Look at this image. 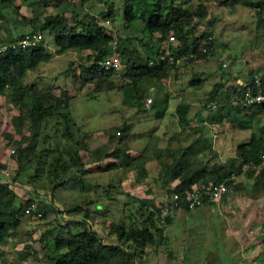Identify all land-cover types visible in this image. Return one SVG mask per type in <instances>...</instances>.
Returning a JSON list of instances; mask_svg holds the SVG:
<instances>
[{
	"label": "trees",
	"instance_id": "1",
	"mask_svg": "<svg viewBox=\"0 0 264 264\" xmlns=\"http://www.w3.org/2000/svg\"><path fill=\"white\" fill-rule=\"evenodd\" d=\"M21 1L32 2L30 5L33 4L34 7L31 19L19 14V6H15V0H0V23L4 25L5 32V36L0 37V43L17 41L26 33L46 32L53 38L60 53L89 51L93 57L92 62L80 64L77 68L70 67L68 72L78 78V69L81 75L87 77L83 82L94 85V92L122 90L125 102L129 105L139 102V107L144 106L145 102L141 101L138 91L141 82L167 80L171 73L176 71L179 62L188 64L213 55L214 35L209 29L199 36L190 33L195 21L204 19L208 14V4H219L230 10L240 7L251 10L257 26H264V0H123V5L117 13L108 0H93L105 2L106 7L98 16L91 15L90 12L84 15L74 13L72 22L65 14L45 15V9L54 3H71L74 0ZM87 1L79 0V4ZM193 3L196 4L195 8L191 6ZM8 9H12L13 13L19 16L20 23L33 21L37 22V25L32 31L21 33L14 38L8 29L5 14ZM117 16H121L124 28L146 34L149 38V43L145 44L146 48L150 50L151 46H157L158 52L144 58L136 47H130L129 36L124 39L117 37L115 40L108 35L105 25L113 22ZM139 23L142 27L137 30ZM210 25L213 27L214 22ZM170 35L176 39L175 46L173 43L166 44ZM124 41L126 43L121 44ZM164 45L169 49L167 56H164ZM116 54L119 55V70L123 74V84L120 86L111 78L119 70L106 69L103 66L108 57ZM191 54L193 56L189 57ZM51 59L52 54L46 50L42 41L32 47L0 54V95H6L9 104L19 106V113L13 118L14 133L19 135V139L13 141V135L7 134L9 140L15 144L12 158L16 170L14 176L8 178L15 187L0 183V243L18 233L23 219L42 220L50 214L55 215L53 223L48 224L37 240L39 249L28 241L19 251L22 258H37L42 255L44 264H141L146 248L161 246L166 238V232L163 234L160 226V208L171 205L174 194L182 195L194 188L201 189L220 182H225L235 192L239 187L238 177H252L259 172V177L252 185V195L255 196L259 192L264 195V124L259 116L264 114V104L247 106L243 102V85H255L257 73H251L243 85L232 86L227 85L222 74L220 81L214 84L205 100V109H208L207 104L211 102L217 105L214 111L208 110L209 114L205 112L208 114L206 121L200 120L201 123L191 125L187 106L177 105L176 113L181 128V132L176 134L177 147L167 146L165 149H159L157 146H151L144 154L140 153L136 158L131 157L129 161L120 162V167L125 168L126 172L136 169V183L142 184L144 180L149 182L151 178L157 185L161 184L166 192L165 200L156 204L149 198L134 199L136 206L133 210L126 206L131 215L127 223L112 221L102 226L100 231L94 227V224L98 225L95 223L96 216L89 208L77 206L65 213L68 218L61 217L63 212L55 202L56 192L68 185L85 188V162L81 157V150L87 145L82 135V125L75 122L72 115L67 93L60 98L51 93H44L34 85L27 87L22 83L29 72L35 71ZM220 67L223 69L222 65ZM259 75L261 90L264 93V75ZM203 83L201 79L190 81L192 86L197 87ZM161 97L159 93L152 97L151 109H156L155 100ZM162 115L163 112L155 114L158 119ZM253 116H256L255 131L251 132L250 139L239 143L235 155L229 160L219 163L218 153L208 136L209 127L225 121L240 129L252 130L250 121ZM122 125L119 131L120 142L127 140L132 129L130 123L124 122ZM25 129L27 133L24 132ZM182 137V140L179 139ZM121 153L118 148L110 151L99 147L90 152V157L93 161H98L102 158H118ZM154 161L158 165V171L151 177L148 165ZM5 168L0 162V175L5 172ZM30 168H33L32 173L28 172ZM42 175H45L48 181L49 186L42 185L50 189L48 198L41 193L45 188L36 189L37 186L26 184H36ZM232 176L236 177L234 181L230 180ZM19 187L27 190V187L31 188L29 199L18 198ZM43 197L48 202L44 201ZM34 199H39L37 209L41 216L26 217L25 209ZM179 207L188 209L183 204L173 208L166 218L167 226L173 211ZM95 209L99 210V206L96 205ZM136 216L139 219L134 222L133 217ZM101 231L110 236L111 240L104 241V233ZM4 256L5 252L0 250V263H6Z\"/></svg>",
	"mask_w": 264,
	"mask_h": 264
},
{
	"label": "rangeland",
	"instance_id": "2",
	"mask_svg": "<svg viewBox=\"0 0 264 264\" xmlns=\"http://www.w3.org/2000/svg\"><path fill=\"white\" fill-rule=\"evenodd\" d=\"M108 2L113 4L115 13L119 12L123 5V0H108ZM31 3L15 0V6H19V14L30 19L33 17L34 7L33 4L30 5ZM191 6L195 8L196 4L193 3ZM105 7V2L99 3L93 0H88L82 5L79 4V0L71 3L59 2L48 6L45 9V15L65 14L72 22L74 13L84 15L90 12L91 15L98 16V13ZM207 8L208 14L204 19L195 21L193 27L190 28V33L199 36L209 29L214 35L213 55L188 64L179 62L176 71L172 72L167 80L141 82L138 86L141 101L154 97L155 94H161L162 97L155 100V110L151 107H139V102L129 105L124 100L125 94L122 90L94 92V85L85 84L83 81L87 77L81 75L78 69L76 71L78 78L73 77L72 72H68L70 67L77 68L80 64H90L93 59L90 52L60 53L53 38L46 32L41 34V41L46 50L52 54V59L41 64L35 71L29 72L22 83L27 87L34 85L38 90L60 98L67 93L66 96L70 98L72 115L75 122L81 123L82 135L87 145L84 150H81V157L85 162L86 175L83 178L85 188L68 185L56 192L55 202L63 213L77 206L89 208L96 216L95 223L98 225L94 224V227L100 231L102 226L112 221L127 223L131 215L126 206L128 205L133 210L136 206V203H133L134 199L149 198L156 204L165 200L167 196L161 184L157 185L151 178L149 182L144 180L142 184L136 183L134 181L136 169L126 172L125 168L120 167V162L129 161L131 157L136 158L140 153L144 154L151 146L159 148L176 146L178 144L176 134L180 132L176 113L177 105L187 106L189 119L192 124H196L197 118L209 112L204 108L205 100L214 84L220 81L222 74L229 86L239 84L238 81L247 82L251 73L264 75V26H257L253 11L241 7L230 10L219 4H208ZM5 14L8 19V29L14 38L21 33L32 31L37 25V22L33 21L25 24L21 21L20 23L19 16H16L12 9L6 10ZM211 22H214L213 27L210 25ZM105 26L106 33L115 40L117 37L124 39L125 36H129L130 47H136L144 58L151 53L158 52L157 46H151L150 50L146 48L145 44L149 43L146 34L124 28L121 16H117L113 22ZM3 27L4 25L0 23V37L5 36ZM141 27L140 23L137 24V30ZM124 43L126 42L121 44ZM224 63H227V68L221 69L220 66ZM111 78L118 86L123 84L121 70ZM193 79H201L204 83L200 87L192 86L190 81ZM157 109L160 113L163 112L160 119L155 116L159 113ZM18 113L19 106L9 104L6 95H0V162L6 166L3 171L8 173L7 178L13 177L16 170L12 158L15 148L13 141L18 140L19 135L14 133L13 118ZM259 116L261 123L264 124V114ZM251 118L250 122L255 131L256 116ZM124 122L132 124L131 134L126 141L120 142L119 131ZM230 126L227 122L225 126H222L227 128L224 133L222 130L220 132V127H216L215 130L212 128V131L214 130L217 134L214 141L213 137L211 138V142L220 150L217 159L219 163L234 156L237 144L248 141L252 132ZM24 132L27 133V130L25 129ZM7 134L13 135V141L9 140ZM99 147L110 151L118 148L124 154L121 153L118 158H102L93 161L90 152ZM114 165L116 167H113ZM148 167L151 177L155 176L158 170L156 162L150 163ZM28 172L32 173L33 168H30ZM22 178L25 179L24 176ZM38 181L36 184H26L37 186L36 189L48 184L45 175L40 176ZM27 188L31 190L30 187ZM43 188L45 191H40H44L41 193L47 197L50 189ZM96 205L99 206V210L95 209ZM205 208L208 207L203 205L193 210L184 209L176 212L173 224L167 229V245L154 247L153 250L151 248V251L145 252L141 264H156L159 258L162 260L161 255L166 256V264H251V259L262 257L261 255L264 254L262 239L264 238H259V241L254 240L252 248H247V241L240 243L236 239L233 225L227 223L228 215L223 208L222 213L226 218L219 216L215 210L219 219L213 226L210 222L215 217L210 214L206 215ZM54 216L50 214L42 220L23 219L18 233L0 243V250L5 252L3 259L6 261V263L1 261L0 264H44L45 259L42 255H38L37 258L31 256L22 258L19 251L28 241L38 250L37 240L48 224L53 223ZM138 219V216L133 217L134 222ZM102 233L104 241L111 240L105 232ZM158 253H161L159 258ZM244 260L248 262H242ZM262 262L264 264V257Z\"/></svg>",
	"mask_w": 264,
	"mask_h": 264
},
{
	"label": "built area",
	"instance_id": "3",
	"mask_svg": "<svg viewBox=\"0 0 264 264\" xmlns=\"http://www.w3.org/2000/svg\"><path fill=\"white\" fill-rule=\"evenodd\" d=\"M211 39V38H210ZM42 40V36L39 32L36 33H26L21 38L17 39V41L11 42V43H0V54H6L12 50L15 49H25L28 47H32L35 45H38ZM176 41L175 37L170 35L168 37L167 45L168 44H174ZM167 45H164L166 48L164 56H167L169 54V49ZM191 54L189 57H192ZM104 68L106 69H114L119 70L121 63L119 59V55L116 54L112 56L110 59H107L103 63ZM223 68H227V63L222 64ZM255 85L251 84H244L240 81L238 83L240 85H243L245 88L244 96H243V102L247 106H253V105H262L264 104V93L261 90L260 86V75H255ZM153 102V98L149 97L144 102V107L149 108ZM207 108L209 111H214L217 108L216 103L211 102L207 104ZM196 124L191 125H197V119L195 120ZM247 168V167H246ZM8 173L3 172L2 175H0V183H8L12 186V182L7 178ZM236 179L235 176H232L230 178L231 181H234ZM15 187V186H14ZM31 190H27L23 187H19L17 191L18 198L21 200H24L25 198L29 199L31 195ZM232 192V188H229L228 185H226L225 182H220L215 185H208L205 188H194L192 191L185 192V194L173 195V201H171V205H165L162 208H160V226L163 229V234L166 232V218L170 215V212L173 210V208L177 207V205L183 204L188 209L192 210L199 206H203L205 204H213L216 203L218 200H220L221 196L223 194H228ZM44 198V197H43ZM44 201H47L44 198ZM39 199L32 200L31 204L25 209L24 215L26 217L31 216H41V214L38 212L37 206H38ZM48 202V201H47ZM61 217L68 218V216L63 213ZM61 220V218H59Z\"/></svg>",
	"mask_w": 264,
	"mask_h": 264
},
{
	"label": "crops",
	"instance_id": "4",
	"mask_svg": "<svg viewBox=\"0 0 264 264\" xmlns=\"http://www.w3.org/2000/svg\"><path fill=\"white\" fill-rule=\"evenodd\" d=\"M207 115L204 113L202 115L203 117L201 116L200 118H197V122H199L200 120L206 121ZM223 125L224 126L226 125L225 121H223V123L220 125L215 124L209 127L208 136L210 137V139L212 137H213V141L214 139H216L217 134H215L214 132L216 127L217 128L220 127V132L223 131V133L227 130V128L222 127ZM230 127L240 129L236 125H231ZM212 128L214 129L213 131H212ZM223 128L225 129L223 130ZM240 130H243V129H240ZM179 131L181 132L180 127H179ZM251 131L253 132V128ZM212 145L219 155L220 150L216 148V146H214V143H212ZM177 146L178 144L176 146H172V148L177 147ZM166 147L167 146H165L164 148H159V147L158 148L165 149ZM257 177H259V172L252 177H245V176L238 177L239 187L235 192L232 191L231 193L222 195L220 200H218L216 203L204 205V207H208V208H205L204 213L206 215L208 214L214 215L215 217L210 222L212 226L216 225V221L217 219H219V217L215 214V210L217 211V214L219 216L220 215L224 216L222 213V208H223L228 215V218L226 220L227 223H230V225H233L232 228L234 229L236 239L240 243H242L243 241H247L248 242L247 248L249 249L252 248L254 240L259 241V238H264V195L262 192H259L255 196L252 195V185L256 181ZM181 210H184V208L179 207L173 211L171 215V220L167 226V229L169 226L173 224L172 221H173V217L175 213ZM224 217L226 218V216ZM167 229H166V238L162 245L164 244L167 245ZM262 241L264 242V239H262ZM147 251H151V248H148V249L146 248V252ZM160 254L161 253L157 254L158 258ZM167 254L169 253L167 252ZM261 256H262L261 258L259 256L258 258L256 257L254 259H251V264H263L262 258L264 257V254ZM161 257H162V260L159 258L156 264H166V258H165L166 256L164 257L163 255H161ZM242 262H248V261L244 260Z\"/></svg>",
	"mask_w": 264,
	"mask_h": 264
}]
</instances>
